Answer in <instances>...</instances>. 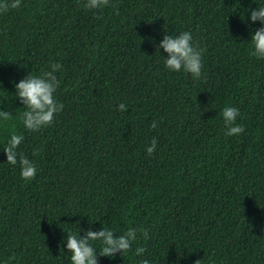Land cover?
<instances>
[{"label":"trees","instance_id":"1","mask_svg":"<svg viewBox=\"0 0 264 264\" xmlns=\"http://www.w3.org/2000/svg\"><path fill=\"white\" fill-rule=\"evenodd\" d=\"M84 2L21 0L0 12V110L11 115L0 122V261L70 264L63 230L107 226L114 237L134 227L138 240L97 264H264V60L249 55L261 25L245 14L258 5ZM165 30L192 32L199 78L164 68ZM54 63L63 111L25 130L13 82ZM226 105L240 111L239 136L225 135ZM10 133L23 134L18 152L36 165L28 182L2 152Z\"/></svg>","mask_w":264,"mask_h":264},{"label":"clouds","instance_id":"2","mask_svg":"<svg viewBox=\"0 0 264 264\" xmlns=\"http://www.w3.org/2000/svg\"><path fill=\"white\" fill-rule=\"evenodd\" d=\"M255 10L245 9V14L250 12L252 23L259 22L261 25L250 36L248 42V52L250 57L257 60H264V0H259ZM21 0H0V12L9 9H16L20 6ZM110 6V0H85L83 7L90 11ZM118 15V10L116 11ZM166 32V30H165ZM151 39V38H149ZM163 49L167 56L163 57L164 68L169 72H185L191 74L194 78L201 76L203 50L199 49L194 43L191 31H181L176 35H170L166 32L164 38L160 41L157 51ZM161 55V54H160ZM61 69L59 63L49 66V70H42L39 73H31L25 79L18 83L13 82L15 88V99L21 102L24 111L20 114L22 127L28 131H38L54 122L55 114L63 111L64 105L57 101L56 90L60 86L57 78V72ZM118 110L126 111V105L121 103ZM240 115L238 108L226 105L220 112L226 129V136H239L244 132V127L237 124V118ZM11 115L4 110H0V122H7ZM152 129L157 128L154 121L151 124ZM24 136L22 133H10L5 137L2 152L6 155L7 163L10 165H19L20 178L28 182L35 178L37 168L35 163L27 158L23 153L18 152ZM157 147V141L152 139L150 145L145 149L148 156H151ZM78 224V223H77ZM91 225V224H90ZM79 226V225H78ZM137 229L130 227L127 231L114 237L116 232L112 227H102L100 231L80 229L79 232L65 231L62 250L66 248L70 253V264H97V255L112 258L115 254L127 255L133 250L137 242ZM144 247H135L134 255L143 256ZM0 264H6L0 261ZM139 264H153L147 258L139 261Z\"/></svg>","mask_w":264,"mask_h":264}]
</instances>
